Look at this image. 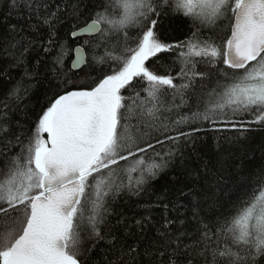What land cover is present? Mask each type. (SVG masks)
I'll return each mask as SVG.
<instances>
[{
	"label": "snow or ice",
	"instance_id": "1",
	"mask_svg": "<svg viewBox=\"0 0 264 264\" xmlns=\"http://www.w3.org/2000/svg\"><path fill=\"white\" fill-rule=\"evenodd\" d=\"M49 8L48 0H7L3 43L12 66L26 64L33 50L55 49L57 91L26 134L11 131L10 101L23 100L42 61L25 68L0 101V264H87L105 239L102 229L117 233L107 241L109 264H140L142 257L193 264V253L203 264H264V174L211 228L200 219L195 189L181 192L188 204L170 207L162 196L130 216L112 207L126 193L140 198L150 180L183 159L185 145L195 151L194 134L204 125L241 132L264 125V0H74ZM81 15L89 22L70 36L93 39L73 50L70 74L56 26ZM162 15L185 22L189 35L169 42ZM41 27L48 47L25 39ZM169 53L179 63L175 74L172 64H161ZM197 81L203 108L166 123L163 113L180 105L170 107L165 93L182 104ZM189 219L197 225L192 232Z\"/></svg>",
	"mask_w": 264,
	"mask_h": 264
},
{
	"label": "trees",
	"instance_id": "2",
	"mask_svg": "<svg viewBox=\"0 0 264 264\" xmlns=\"http://www.w3.org/2000/svg\"><path fill=\"white\" fill-rule=\"evenodd\" d=\"M74 0H48L49 11L55 10L57 4L63 9L67 4ZM101 3L104 0H100ZM6 12L7 0L0 4V101H3L9 89L17 81L24 77V70L31 71L36 67V61L41 60L38 66V75L31 81V87L22 101L11 102V109L8 113V123L11 126L12 133H27L36 121L37 115L47 106L52 95L57 91V81L52 73V59L55 52L53 49L49 53H44L41 49L39 55L36 51H31L26 58V64L13 67L14 61L4 51L5 44L3 36L6 32ZM59 15L63 16L61 11ZM90 17L81 15L80 19L74 20L66 18L56 26V39L64 45L65 48V69L70 74L72 72L71 64L74 60V49L78 44L93 39V37H81L75 40L70 33L75 28L86 26ZM18 23V19L10 21ZM22 23V22H21ZM35 24L36 21L33 20ZM162 31L169 38V42H177L185 39L189 35V28L185 22L175 17L161 16ZM48 29L41 27L37 33L27 32L26 40L41 41L44 47L46 43ZM40 47L39 44L36 45ZM88 52V48L85 47ZM89 58L91 53L88 52ZM165 59L161 64L167 68L169 64L173 65V74L179 71V63H173L176 60L175 53L164 54ZM84 69L80 70L83 74ZM25 78V83H27ZM179 83V81H177ZM201 91L199 81L196 82V91L189 89L184 94V102L181 104L179 96L173 101L171 93H165L169 101V106L177 104L180 107H172L171 111L163 113V119L166 123L179 120L181 117L191 116L193 112L203 108V103L199 101L198 93ZM246 120L252 118L245 117ZM207 130L195 133L198 137L195 144V151L191 143L183 147L184 157H177L169 166L162 171L156 179L150 180L145 185L146 191L140 198L130 194H123L112 205L115 212H122L125 216H130L139 212L146 202H157L159 197H164V202H168L171 207V201L179 200L182 204H188V200L181 195V192L190 194L191 189L199 193L201 200L200 219L210 228L213 227L217 219L227 215L232 205L238 198L242 197L249 187V182L258 175L264 174V125L251 124L248 130L241 132L239 129H226L223 125L217 124L204 125ZM219 129V130H214ZM185 131H190V127L185 126ZM159 148V146H157ZM207 166V167H205ZM3 166L0 165V168ZM195 172V175H193ZM162 209H155V215L159 219ZM184 212V209H180ZM175 215L174 213H170ZM187 217H191V212H186ZM183 218V217H182ZM114 223V220L112 221ZM189 232H192L197 225L190 219L187 222ZM105 239L96 243L87 257V264H109L112 252L109 250L108 239L110 235L117 234L115 231L109 232L108 229H102ZM88 242L86 241V244ZM188 258L187 253L181 254ZM193 264H203V260L192 254ZM140 264H157L153 258L147 260L140 258ZM186 264V261H185Z\"/></svg>",
	"mask_w": 264,
	"mask_h": 264
},
{
	"label": "water",
	"instance_id": "3",
	"mask_svg": "<svg viewBox=\"0 0 264 264\" xmlns=\"http://www.w3.org/2000/svg\"><path fill=\"white\" fill-rule=\"evenodd\" d=\"M84 37V36H83ZM87 37H90V36H87ZM78 38H81V37H78ZM86 52V51H85ZM74 59H75V52H74Z\"/></svg>",
	"mask_w": 264,
	"mask_h": 264
}]
</instances>
